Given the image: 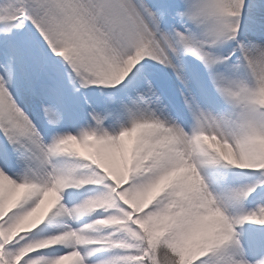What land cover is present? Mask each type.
Instances as JSON below:
<instances>
[{
	"label": "snow or ice",
	"instance_id": "snow-or-ice-1",
	"mask_svg": "<svg viewBox=\"0 0 264 264\" xmlns=\"http://www.w3.org/2000/svg\"><path fill=\"white\" fill-rule=\"evenodd\" d=\"M185 56L203 65L206 79ZM129 64L130 71L117 74ZM157 65L174 73L182 104L169 100ZM255 67L264 68L259 0H0V264H63L72 257L75 264H179L174 252L183 221L158 232V217L168 210L158 201L139 211L131 201L160 168L185 160L200 173L201 195L234 230L195 264H264V151L256 143L264 137V71ZM13 82L42 110L45 130L13 94ZM89 90L99 93L95 102ZM217 94L228 107L214 113L205 105H216ZM185 109L194 120L190 130L172 115ZM148 121L170 126L154 140L174 142L158 147L148 164L132 160L122 174L126 134ZM202 133H215L254 162L236 169L260 171L248 173L250 183L215 194L201 171L233 165L199 143ZM69 140L95 155L67 150ZM183 145L191 151L170 153ZM16 162L26 166L22 176L10 175ZM228 179L208 177L209 183ZM88 184L100 188L71 207L60 203L62 193L71 201ZM249 198L258 204L253 210L244 207ZM58 204L55 215L95 219L37 239L33 229ZM34 211L40 214L31 230L11 238ZM64 244L61 255L39 251Z\"/></svg>",
	"mask_w": 264,
	"mask_h": 264
},
{
	"label": "clouds",
	"instance_id": "clouds-1",
	"mask_svg": "<svg viewBox=\"0 0 264 264\" xmlns=\"http://www.w3.org/2000/svg\"><path fill=\"white\" fill-rule=\"evenodd\" d=\"M131 64L127 68L117 70L118 75L130 71ZM257 74L264 68L255 67ZM170 131V126L165 128L155 122L148 121L134 127L126 134L124 157L119 165L122 174L126 173L128 164L137 160L141 164H148L158 147H167L173 144V137H165L163 140H154L153 137L159 131ZM199 143L218 154L225 162L239 168L254 166L253 160L245 155L238 154L228 141H222L215 133L199 135ZM256 143L264 151V137L257 139ZM67 150H76L87 153L88 157L95 154L88 145L79 144L69 140L65 142ZM176 151H191L190 146L183 145L179 149H171L170 153ZM261 166H264L262 164ZM123 182H127L124 180ZM202 178L196 166L185 160L182 164L174 167H162L158 170L157 178L142 191L136 193L132 198V205L139 211H145L153 203L161 202V206L167 209L166 214L158 217L157 231H163L169 224L177 220L183 221V229L175 244L174 254L179 264H195L202 255L207 254L210 248L221 245L232 239L233 228L230 226L228 217L219 208L211 207V203L204 198L202 193ZM54 190L50 189L49 192ZM182 194V199L177 202L169 200L174 196ZM178 209V211H177ZM37 212L29 214L18 223L11 233L15 238L21 232L29 231L33 227L32 218Z\"/></svg>",
	"mask_w": 264,
	"mask_h": 264
},
{
	"label": "rangeland",
	"instance_id": "rangeland-1",
	"mask_svg": "<svg viewBox=\"0 0 264 264\" xmlns=\"http://www.w3.org/2000/svg\"><path fill=\"white\" fill-rule=\"evenodd\" d=\"M260 3H264V0H259ZM235 59V57L233 58ZM183 60L186 64L189 65L190 68H193L197 71H203V76L205 78H207V72L206 69H204L203 65L196 60L194 57L192 56H185L183 57ZM200 68V70H199ZM157 71L159 73V77L161 80V83L164 85L165 88V92L169 97V100L175 105V104H182V100L181 97L179 96V93L177 91L178 89V84L175 82V77H174V73L172 72L171 69H168L166 67H164L163 65H157ZM209 85H210V81H209ZM11 90L13 91L14 95H17L18 98H20L21 102H22V106H24L26 108L27 111H29V113L33 116V118L37 121L38 126L41 128V130H45L48 125L46 123V120L43 116L42 110H40L35 103L32 102L31 99L26 98L23 96V93L20 90L19 85H17L15 82H13L12 88ZM107 90V89H106ZM91 90L88 91V96L89 99L93 102H95L97 100V98L99 97V93H96V98L93 97L90 93ZM213 92L215 93V89H213ZM217 100L218 103L216 105L212 106H208L205 105L206 108H209V110L213 111L214 113H219L223 110L227 109V105L224 104V102L219 98L218 94H217ZM172 115L175 118L180 119L182 125L185 127L186 130H190L193 125H194V120L193 117L191 116L190 113L187 112V110H183L182 112L177 113L176 111L172 112ZM46 140H50V137L46 136L45 137ZM4 140V137L2 134H0V142H2ZM10 148V146H9ZM15 159V158H14ZM62 159H74V158H68V157H63ZM25 165H23L22 163L16 162L13 164V172L10 173V175H16V176H22L24 174L25 171ZM245 172L247 171L248 173L251 172H259L260 170L257 169H250V170H240V169H236L234 166H224V165H219V166H213L211 168H206L203 169L201 171V175L203 177H205V183L209 184V188L210 190H213L215 194L223 196L226 194L228 188L230 187H234V186H239V185H233L229 182V180L225 181V182H219V183H209L208 177L210 176H226L229 177V173L230 172ZM251 182V177L248 175L247 176V182L243 181V184H248ZM100 186L99 185H92V184H88V185H84L82 186L81 189L76 190L77 191V196L75 198H73L71 201L66 202L64 197H63V193L61 194V202L62 204H65V206L71 207L77 203H79L80 201L84 200L85 198L93 195V193L90 191L91 189H97L99 190ZM54 194H50L49 199L52 198ZM258 206L257 203H253L251 201V198H249L245 204L244 207L248 210H253ZM59 208V204L56 206V208H54L48 215V217H46L45 221L42 223V225H38L37 229H33V231H38L40 232V234L36 237L37 239H45V238H49L51 235L54 234H60L64 228L66 224H70L71 227L73 229H78L81 228L83 226H85L86 224L92 222L95 219L94 215L91 214H85L83 216H81L78 219H73L71 217H64L62 215H55L57 209ZM238 209H233L230 208L229 211L230 212H235ZM40 212H37L35 215H39ZM69 245L64 244V245H56V246H50L48 249H42L39 251L45 252V253H52L54 250H56V255H61L63 254L65 251H67ZM63 250V251H60ZM77 258L72 257L66 261L63 262V264H75Z\"/></svg>",
	"mask_w": 264,
	"mask_h": 264
},
{
	"label": "trees",
	"instance_id": "trees-1",
	"mask_svg": "<svg viewBox=\"0 0 264 264\" xmlns=\"http://www.w3.org/2000/svg\"><path fill=\"white\" fill-rule=\"evenodd\" d=\"M198 73H202V72L198 71ZM243 176H244V174L237 172V171L230 173L229 174L230 183L233 185L238 184V182L243 179Z\"/></svg>",
	"mask_w": 264,
	"mask_h": 264
}]
</instances>
